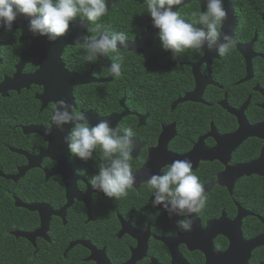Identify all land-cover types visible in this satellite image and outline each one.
<instances>
[{"label": "flooded vegetation", "instance_id": "flooded-vegetation-1", "mask_svg": "<svg viewBox=\"0 0 264 264\" xmlns=\"http://www.w3.org/2000/svg\"><path fill=\"white\" fill-rule=\"evenodd\" d=\"M128 1L131 2L129 9ZM145 1L107 0L108 12L99 21L90 22L80 15L70 25L69 32L84 20L92 29L96 24H103V31L109 34L125 33L130 41L129 48H120L123 61H117V54L110 52L107 56H97L94 63L87 62L84 37L91 39L101 33L84 27L79 30L77 27L69 37L71 44H62L61 54L64 69L84 79L81 81L84 83L69 81L68 84L72 86L75 110L88 116L90 126L106 120L112 128L118 127L121 135L125 129H132L134 148L130 164L137 177L136 184L126 197L119 199L94 190L89 182L99 173L103 156L102 148L97 146L87 161L70 151L69 165L75 179L74 191L69 195L61 174L47 177V171L57 162L44 157L30 170H41L43 181L55 180L57 187L59 180L63 193L55 192L53 200L47 195V200L39 197L38 201L24 205L36 214L38 224L21 235L35 233L43 218L49 217L44 233L23 238L33 247L43 245L46 250L56 251L54 259L63 262L60 264H264V204L257 201L258 194L254 191V188L264 189V160L251 171L238 173L236 170L257 161L264 149V130L258 129L257 135L250 130L264 124V0H227L226 7L232 9V15L219 30L227 32L234 25V43L228 54L219 56L218 51L210 52L205 45L198 52L187 49L176 58L172 50L162 47L160 29L156 28L154 35L146 33L147 18L151 15L143 21L135 17L133 2ZM206 7L207 0H190L173 10L186 22L202 27L199 17L192 13L203 14ZM24 36H33V33L14 27L11 31H0V68L9 61L13 69L10 74H2L0 83L14 77L21 55L31 46V40ZM78 39L80 43L76 42ZM216 52L218 57L211 55ZM112 63H121L118 77L111 74ZM139 67L145 83L163 79L162 83L175 82L184 92L167 107L164 105L167 99L154 100L137 92ZM38 69L39 59L33 58L21 69V74H32ZM197 79L201 87L196 91ZM29 91H33L39 103V112L47 109L50 115L47 124L20 128L23 135L40 136L26 134L24 129L50 127L55 105L52 102L44 105L40 100L43 87L32 84L29 88L10 89L5 96H0L13 93L21 96ZM197 106H216L209 117L208 129L200 134L195 126L200 124L197 118L202 111ZM230 120L234 121L233 127L227 126ZM223 123L227 127L221 130L219 126ZM239 134L245 138L233 147L231 141ZM40 137L37 153L15 148L11 152L20 154L16 150H22L31 156L38 155L48 145ZM254 141L261 142L259 153L249 159L242 151ZM20 155L24 156L25 163L17 167V173L28 164L27 157ZM185 159L192 161L193 174L204 188L209 187L205 191V207L189 217L194 220L190 232L177 227V221L184 217L175 214L170 217L163 204L153 207L155 190L147 183L151 174L162 175L173 161ZM261 195L264 197V193ZM31 205L40 206L41 210L26 207Z\"/></svg>", "mask_w": 264, "mask_h": 264}, {"label": "clouds", "instance_id": "clouds-1", "mask_svg": "<svg viewBox=\"0 0 264 264\" xmlns=\"http://www.w3.org/2000/svg\"><path fill=\"white\" fill-rule=\"evenodd\" d=\"M183 3L184 0H147V9L154 27L160 29L159 39L164 50H172L176 58L187 49L198 52L206 45L210 52L218 51L219 56L228 54L234 40L231 35L222 34L219 30V26L228 18L222 0H207L203 14L192 13L194 17H199V25L202 27L186 22L178 11L173 10ZM107 12V0H0V27L11 31L14 22L22 15L29 20L30 32L56 42L68 34L70 25L78 16L96 22ZM83 21L82 27L101 33L91 39L84 37L87 62L94 63L97 56H107L110 52L117 54V61L124 60L120 48H129L130 41L125 33L109 34L103 31L105 25L96 24L92 29ZM76 42L80 43V40ZM110 71L118 77L121 74V63H112ZM52 122L61 131H64L65 125L74 124L64 140L71 153L82 160L91 159L97 146L102 148L99 173L89 182L94 190L102 191L109 198L119 199L128 195V190L137 182L130 164L134 148L131 128L125 129L124 135H121L120 129L112 128L106 120L90 126L88 116L77 112L64 99L55 103ZM51 130L52 127L48 128L47 134L50 135ZM192 169L191 160H175L162 175L151 174L147 180L149 188L155 190L153 207L163 204L170 217L173 214L184 217L177 221V227L185 232L193 228L194 220L189 218L190 215L199 213L206 204L205 188Z\"/></svg>", "mask_w": 264, "mask_h": 264}, {"label": "trees", "instance_id": "trees-1", "mask_svg": "<svg viewBox=\"0 0 264 264\" xmlns=\"http://www.w3.org/2000/svg\"><path fill=\"white\" fill-rule=\"evenodd\" d=\"M126 7L129 9L131 2L128 1ZM136 16L143 21L150 14L147 9V0L142 4H135ZM129 16L132 12H128ZM9 61L5 62L0 68V80L2 74H10L13 69L8 65ZM11 64V63H10ZM33 69L32 66L29 67ZM140 69V67L137 69ZM163 79H159L157 83L147 80L145 83L143 72L137 73V92H141L147 97L157 99H167L166 107L169 102L182 95L183 87L178 86L175 82L165 84ZM144 84V85H143ZM35 90V88H34ZM92 93V91H89ZM98 98V96H96ZM94 98V97H93ZM202 114L198 113L199 125L195 126L198 129V134L203 133L208 129L209 117L216 106L211 108L198 107ZM44 114H46L44 116ZM49 110L39 112V103L34 99L33 91L21 96L15 93L7 97L0 96V264H60L62 261H55V252L46 250L43 247H33L21 232L29 231L37 227L38 221L35 213H32L24 207V205L38 201L39 197L47 200L46 196L57 192L63 193V185L58 180V185L51 180L44 182V175L41 170L34 169L28 171L23 178L18 181H13L5 178V175L17 173V167L25 163L24 156L11 152V148L23 149L30 153H37L41 146V137L38 135H23L20 126L28 124H47L49 119ZM224 123L219 126L221 130L234 126V121L230 120L229 125L224 127ZM261 142L254 141L246 146L242 154L247 158H253L258 155ZM55 179V178H54ZM258 181V180H257ZM57 182V181H56ZM259 182V181H258ZM262 183V182H260ZM56 184V185H55ZM255 187L256 182L252 183ZM248 184L246 185V187ZM244 187V188H246ZM249 189V188H248ZM258 194L257 201L264 204V189H256ZM56 192V193H55ZM47 196V197H48Z\"/></svg>", "mask_w": 264, "mask_h": 264}, {"label": "water", "instance_id": "water-1", "mask_svg": "<svg viewBox=\"0 0 264 264\" xmlns=\"http://www.w3.org/2000/svg\"><path fill=\"white\" fill-rule=\"evenodd\" d=\"M135 1H141V0H135ZM188 1L190 0H184V3ZM200 1L202 2V0ZM222 2L228 13V17H230L232 15L231 14L232 9H228L226 7L227 0H222ZM147 21L149 24L147 26L146 33H151L153 35L157 34V29L156 27H154V22H153L152 17L150 16L149 18H147ZM227 21H228V18L227 20L223 22V24L226 25ZM28 25H29V20L21 15L14 22L13 27L21 28L24 33L25 32L28 33L29 31L28 30L29 28H27L29 27ZM80 27H82V25L80 26L76 25V27L72 31L68 32L66 36L59 38L56 42L49 41L48 37L46 36H40V35H35V34H33V36H24L31 40V46L21 55L20 62L17 65V73L14 75V77L5 78L0 83V94L5 96L7 94V91L10 89L18 90L21 87L29 88L32 84H35V85H39L43 87V93L39 96V98L40 100L43 101L44 105L47 104L48 102H52L55 105L57 101L64 99L74 107L72 86L70 87L68 82L72 81L75 84L76 83L79 84V83H84V82H81V81H84V79L83 77H80L76 75L75 73H72V72L68 73L64 69L62 61H61V54L63 50L62 44H71L69 37L74 34L76 28L79 30ZM4 29H6V27H0V31ZM233 29H234V25L231 28V30L227 32L225 31L223 33H227L232 36ZM142 36H146V34H143ZM211 55L214 57H218L217 52ZM208 57L205 55V58H207L208 60L211 59ZM33 58L39 59V69L32 74L22 75L21 69L25 66L26 63H28ZM196 87H197L196 91L199 90V88L201 87L199 85L198 79H197ZM186 99H183V101ZM53 114H54V110L52 112V115ZM239 119H242V118L240 117ZM49 124H50L49 128L52 127L50 135L47 134L48 128H45L43 126H30L24 129V132L26 134L28 133L29 134H39L40 136H42L48 144L47 148L44 151H41L36 156H31L22 150H16V152L23 154L27 157L28 164L19 168L17 175H7L6 178L16 181L20 177L24 176V174L28 170L37 167L40 161L44 157H48L56 161L57 164L54 168L47 171V177H50L56 174H61L63 176V181L66 186V192L67 194L70 195V193L74 191L75 176H73L71 173V168L69 165L70 149H69L68 143H65L64 137L69 135L71 128L74 127V124L65 125L64 131H61L53 124L52 118L50 119ZM258 129L259 130L262 129L263 131L264 124L253 126L252 128H250V130L253 131L252 132L253 135L255 134L257 135ZM259 135L263 136L264 134L263 135L259 134ZM244 138H245L244 135L242 136V134H239L238 138L235 137L232 139L231 141L232 146L235 147L236 145L241 143L242 139ZM263 160H264V149L262 150L261 158H259L257 161L239 166L236 170L238 173L242 172V170L246 171V169L251 171L253 170L255 166H258V164ZM208 189L209 187H206L205 191H207ZM26 207H28L30 210H41V207L37 205H31V206H26ZM48 219L49 217L43 218L41 227L35 233L33 234L25 233L23 234V237L30 238V237H34L35 235L44 233L46 229L48 228Z\"/></svg>", "mask_w": 264, "mask_h": 264}]
</instances>
